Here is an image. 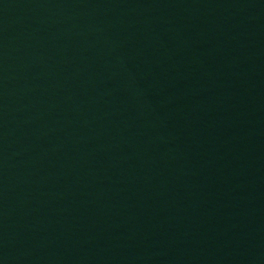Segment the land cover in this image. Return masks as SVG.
Segmentation results:
<instances>
[{
  "label": "water",
  "instance_id": "obj_1",
  "mask_svg": "<svg viewBox=\"0 0 264 264\" xmlns=\"http://www.w3.org/2000/svg\"><path fill=\"white\" fill-rule=\"evenodd\" d=\"M0 264H264V0H0Z\"/></svg>",
  "mask_w": 264,
  "mask_h": 264
}]
</instances>
